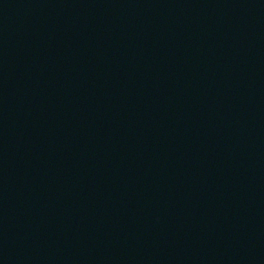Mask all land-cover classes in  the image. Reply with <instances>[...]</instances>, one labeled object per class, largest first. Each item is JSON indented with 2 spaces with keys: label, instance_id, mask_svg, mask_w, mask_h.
I'll use <instances>...</instances> for the list:
<instances>
[{
  "label": "water",
  "instance_id": "water-1",
  "mask_svg": "<svg viewBox=\"0 0 264 264\" xmlns=\"http://www.w3.org/2000/svg\"><path fill=\"white\" fill-rule=\"evenodd\" d=\"M0 264H264V0H0Z\"/></svg>",
  "mask_w": 264,
  "mask_h": 264
}]
</instances>
